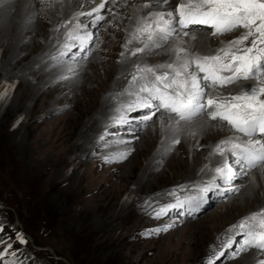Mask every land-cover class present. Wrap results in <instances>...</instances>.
<instances>
[{
	"label": "bare ground",
	"instance_id": "bare-ground-1",
	"mask_svg": "<svg viewBox=\"0 0 264 264\" xmlns=\"http://www.w3.org/2000/svg\"><path fill=\"white\" fill-rule=\"evenodd\" d=\"M99 1L50 0L48 12L52 15L58 11L61 2H65L66 5L62 9V18L54 19L48 24L39 13L43 6L40 0H0V48L3 49L0 76L3 75L7 80L14 77L21 80L20 92L13 99L10 107L14 110H25L29 117L27 124L23 123L10 134L15 149L26 154L25 140L30 134L37 131L38 136L47 129H49L47 132L52 133V129L61 123V129L56 134L58 150L66 156L76 154L80 160L77 165L79 168L92 160L109 161L110 166L106 170L108 177H115L119 182L129 181L132 192L141 196L142 200L138 199L129 205H118L116 211L107 213L108 218L112 219L135 206L137 209V216L133 222L135 227L145 223L146 220L154 222V219L169 213L175 215V209L181 212L179 206H175L177 201L180 204L183 197L201 195L198 191L203 187L200 179L205 180L209 185L213 170L209 172L204 168L200 176L198 173L209 161L215 168L224 161L231 162L230 164L236 165V179L247 177L249 174L244 173L248 172V169L240 173L241 166L234 163L235 157L227 151L231 145H223L225 149L223 156L215 150L224 141L246 143L249 138L224 122H219V119L212 120L210 116L203 115L192 121H180L175 113L159 109L151 120L126 122L125 125L130 123L131 129L115 131L117 126L112 127L109 123L117 114L125 113L123 110L127 105L136 104L139 97H148V93L139 92V88L145 85L151 87L154 77L150 73L138 71L137 66L156 68L157 75L164 72L171 74L170 69L157 66L179 63L183 59V54L179 53L180 59L177 57L178 59L175 60L177 50L183 48L193 54L213 55L219 49L227 47L230 41L242 36L244 31L236 34H234L236 31H233L234 35L227 37L226 44L221 45L216 43L217 35H212L211 29L202 30L194 26L183 31L188 33L187 35H174L167 41L160 40V46H155V38L149 40L146 34L137 32V27L144 19L155 27L157 16L149 14L161 10L165 11L163 12L165 19H168L166 13L175 8L173 6L176 0H167V3L162 0L161 7L157 10L141 8V14L135 13L130 22L128 21L130 14L126 12L129 7L123 3L128 2L132 5L144 3L146 0L121 2L107 0L104 7L97 11ZM150 1L155 4L158 0ZM81 7L83 10L87 9L89 13L79 20L80 23L89 20L87 26L91 27L93 17H97L98 14L103 17L95 25L94 39L83 51L82 61L78 65H75L74 61L68 64L63 59L57 58L63 56V51L59 54L56 50L71 42L72 25L75 22L72 17ZM111 23L126 27L128 35L124 36L120 29L116 30ZM38 37L44 38L43 45L38 43ZM97 40L98 43L93 46ZM250 41L251 38L246 43L250 44ZM209 43L214 46L213 50H209ZM138 48H143L144 51L132 55ZM67 74L69 76L63 78ZM28 75L34 80L30 82ZM200 75L202 76L203 73ZM133 76L137 79L133 80ZM142 76L146 78L140 79ZM6 83L8 84V81ZM248 84V81H242L240 84L206 89V91L220 97L217 90L221 88L223 93H228L226 97L228 98L241 92ZM45 85L49 87L45 89ZM6 92L9 93V90ZM68 93L73 94L71 99L68 98ZM5 94L4 92L3 95ZM49 97L51 101L47 102L45 99ZM26 101H31L33 105L26 107ZM52 102L69 103L67 108L60 110L53 107ZM152 111L154 110L147 109L146 112ZM42 112L46 114L45 118H36ZM129 112L131 113L129 116L138 117L143 111ZM27 127H30V130L26 135H22V130ZM40 128L43 129L39 131ZM122 130L124 136L118 137ZM233 131L240 134L238 140L230 136ZM127 133L132 135H125ZM163 135L165 140L160 148H156L158 140ZM222 136L223 139L219 140ZM190 143L192 145L189 147L193 146V150H190L191 155L188 150ZM98 153H101L99 157ZM51 154L55 153L52 151ZM140 156L144 157L145 166L142 165ZM50 166L53 170L49 177H66L64 169H54V166ZM257 169H252L249 173ZM69 177L89 176H80L77 171ZM69 180L70 178L65 179V181ZM217 191L219 190H212L207 194L208 200L211 199L210 203L222 201L218 205L216 214L199 224L187 222L190 229L187 231L189 241H184L185 247H182L179 253H183V260H196L209 264V262L205 263L208 256L211 258L217 256V261H225L228 248L237 244L240 248L238 253L240 259L229 260L225 264H256V259L263 256L264 250L246 245L247 237L243 234L246 229L237 226L245 218L264 211V171L262 175L256 173L255 181L247 179L238 184H229L220 197L217 196ZM228 204L230 208L227 207ZM158 212L161 213L159 217H157ZM164 212L166 214H163ZM159 222L163 224L162 221ZM179 223L184 225L181 220ZM194 224L196 226L192 227L191 225ZM214 232L217 233L216 238L212 235Z\"/></svg>",
	"mask_w": 264,
	"mask_h": 264
},
{
	"label": "rangeland",
	"instance_id": "rangeland-1",
	"mask_svg": "<svg viewBox=\"0 0 264 264\" xmlns=\"http://www.w3.org/2000/svg\"><path fill=\"white\" fill-rule=\"evenodd\" d=\"M40 1L43 6L39 13L48 24H51L54 19L62 18L65 2H61L58 11L52 15L48 12L50 0ZM121 1L119 0V2ZM161 1L158 0L157 3L152 4L150 0H146L144 3H133L134 5L124 2L123 4L129 7L126 11L130 14L128 21H132L135 13L141 14V8L159 9ZM184 1L176 0L175 5L186 3ZM146 4L150 7H144ZM175 5L173 7L176 8ZM163 12L165 11L161 10L159 13L164 14ZM100 17L102 18L103 15L100 14ZM114 25L111 23V26L116 27V30L120 29L124 36L128 35L126 27ZM243 31L242 29L236 30L235 33L231 32V34L222 37L217 35L216 43L225 45L227 37ZM37 41L41 45L45 43L42 37H38ZM97 43L98 40L95 41V44L93 43V46H96ZM63 47L56 50V53L60 54ZM208 47L209 50L214 49L210 43ZM2 52L3 49L0 48V60ZM62 54V57L57 58L63 59L65 63L71 64L74 61L75 65H78L82 61L81 59L75 61L72 55H67L64 52ZM177 57L179 58L178 50L174 59H178ZM68 76L69 74L63 78ZM28 80L31 82L34 78L28 75ZM7 81H14L18 87L9 99L0 102V227L4 228V231L0 233V240L6 242L0 243V253L14 252L19 264H71L69 260L73 258L79 264H203L196 260H183V253H179V250L185 247L184 241L188 240L187 231L190 229H188L187 222L192 221L199 224L203 220H207L216 214L218 205L222 201L206 204L207 208L201 210V213L190 216H186V209L182 208V205L177 201L175 206L181 205V212L175 209V215L169 213L159 219H154V222L146 220L138 227L133 224L137 216L135 206L118 214L115 218H110V220L107 215L109 211H116L118 205H129L138 199L142 200L141 196L132 192L129 181L119 182L115 177H108L109 174L106 170L110 166L109 161L92 160L86 162L84 167L79 168L77 165L80 160L76 154L66 156L65 153L58 150L56 134L61 129V123L52 129V133L47 132L49 130L47 129L38 136L37 131L30 134L25 140L26 154H23L21 150H16L12 145L10 134L23 123L27 124L29 117L25 110H14L10 107L13 99L20 92L21 80L15 77L7 80L3 75L0 76V84ZM240 83L242 81L238 84ZM48 87V85L44 86L45 89ZM230 92L232 93V91ZM217 94L221 98L228 96V93H223L221 88H218ZM72 97L73 94L68 93V98ZM45 100L49 102L51 98ZM52 103L53 107L63 110L67 108L69 102ZM32 105L31 101H26V107ZM45 116L46 114L42 112L36 118L43 119ZM113 122L114 120L109 121L110 124ZM222 122L228 125L227 122ZM129 124L125 125L124 123V127L117 126L114 130L131 129ZM42 129L40 128L39 131ZM29 130L30 127L23 129L22 135H26ZM124 130L118 134V137L124 136L122 134ZM125 135L131 136L132 134ZM230 136L236 140L240 138V134L236 132L231 133ZM164 137L163 135L161 140H158L156 148L161 147V143L165 140ZM190 145L192 144L188 145V150L191 155L193 146L189 147ZM52 151L55 154H51ZM100 155L101 153L97 154L98 157ZM139 159L145 166L144 157L140 156ZM50 165L54 166V169H64L66 177H49L53 170ZM213 167L210 161L205 163L198 176L205 169L211 172ZM77 171L80 176L88 175L89 177H69ZM263 171L264 168H258L249 173L247 177L236 179L237 181L231 184H238L247 179L255 181L256 173L262 175ZM66 178H70V180L65 181ZM200 184L203 187L207 186V182L203 179H200ZM260 192L262 194V191ZM184 199L185 197L181 198V203ZM227 207L230 208V204ZM165 212L163 214H166ZM180 220L184 225L178 224ZM159 221H162L163 224ZM195 224L191 226H196ZM17 234H22L27 243L21 244L16 239ZM190 234L193 235L192 232ZM212 235L217 237L215 232ZM191 236L189 235V237ZM8 244H11L10 249L7 247ZM239 252V246L232 245L227 250L225 261H217V256L213 258L208 256L205 263L212 260L215 264H225L229 260H239ZM11 259V255L5 257V260ZM0 264H4V261L0 260Z\"/></svg>",
	"mask_w": 264,
	"mask_h": 264
},
{
	"label": "snow or ice",
	"instance_id": "snow-or-ice-1",
	"mask_svg": "<svg viewBox=\"0 0 264 264\" xmlns=\"http://www.w3.org/2000/svg\"><path fill=\"white\" fill-rule=\"evenodd\" d=\"M103 7L101 4L100 8ZM144 7L150 6L146 4ZM149 15L157 16L156 26L153 27L144 19L137 27V32L146 34L149 40L155 38V46H160V40L167 41L174 34L187 35L179 30L191 25L207 26L212 30V35H226L240 29L244 30V34L213 55L193 54L183 48L179 49L178 53L183 54L179 63L157 66L170 69L171 74L164 72L157 75L156 68L137 66L138 71L150 73L154 82L151 87L145 85L139 88V92L148 93V97H139L138 102L131 105L129 110L151 108L154 101L157 110L175 113L180 121H192L203 115L210 116L212 120L225 121L249 140L246 143L224 141L215 151L223 156V145H231L227 151L235 157L236 164L248 169L245 175L252 169L264 168V0H187L168 11V19L159 12ZM250 38V44L246 43ZM77 39L83 43L86 37L78 36ZM143 51V48H138L132 55ZM136 79L133 76V80ZM240 81H248L249 84L228 98L213 96L206 91L238 84ZM151 119L152 116L144 117L145 121ZM215 172L225 182L236 175L227 162L217 167ZM214 187L218 185L200 187L198 191L201 195L190 197L188 203L199 206L206 198L203 194L212 191ZM160 214L158 212L157 217ZM237 227L246 229L243 233L247 237L246 245L264 250V211L245 218ZM3 231L4 228L0 227V233ZM16 239L21 244L27 243L22 234H17ZM0 243L6 242L0 240ZM7 247L10 249L11 244ZM9 255L12 259L5 260ZM0 260L4 264H19L14 252L0 253ZM209 264L215 262L209 261Z\"/></svg>",
	"mask_w": 264,
	"mask_h": 264
},
{
	"label": "trees",
	"instance_id": "trees-1",
	"mask_svg": "<svg viewBox=\"0 0 264 264\" xmlns=\"http://www.w3.org/2000/svg\"><path fill=\"white\" fill-rule=\"evenodd\" d=\"M60 256V255H59ZM18 260V259H17ZM19 261V260H18ZM69 262L71 263V264H79L78 263V261L76 260V259H71V260H69Z\"/></svg>",
	"mask_w": 264,
	"mask_h": 264
}]
</instances>
